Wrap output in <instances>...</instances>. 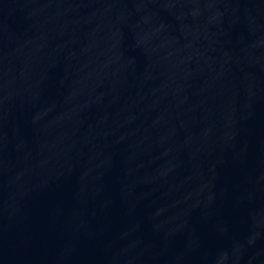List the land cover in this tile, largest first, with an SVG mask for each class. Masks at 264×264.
I'll list each match as a JSON object with an SVG mask.
<instances>
[{
  "label": "water",
  "instance_id": "water-1",
  "mask_svg": "<svg viewBox=\"0 0 264 264\" xmlns=\"http://www.w3.org/2000/svg\"><path fill=\"white\" fill-rule=\"evenodd\" d=\"M0 264H264V0H0Z\"/></svg>",
  "mask_w": 264,
  "mask_h": 264
}]
</instances>
